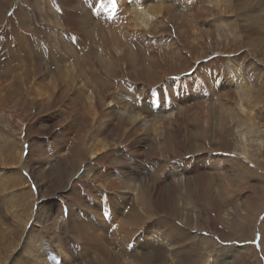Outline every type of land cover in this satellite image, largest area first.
Masks as SVG:
<instances>
[{
  "label": "rangeland",
  "instance_id": "rangeland-1",
  "mask_svg": "<svg viewBox=\"0 0 264 264\" xmlns=\"http://www.w3.org/2000/svg\"><path fill=\"white\" fill-rule=\"evenodd\" d=\"M95 1L79 0L78 12L82 9L89 14L90 11L98 19L101 4L98 0ZM153 1L139 0V3L148 6L152 5ZM171 3L173 9L176 7V17L179 19L180 24L176 20L172 24L158 21L150 34L144 33L138 35V37L134 36L128 41L122 39L124 47L129 46L127 58L135 66V70L130 69L127 71V68L120 64L121 71L115 72L113 77L116 82H119L120 86H123V89L118 90V93H121L122 96L133 94V91L127 87L129 81L138 86V91L143 86L146 90L150 89V92H144H149V96H154L155 99L159 94L166 100L169 96L173 99L176 95L172 90L173 85L177 88V96L174 99L179 101L187 97L188 91H190L189 95H195L196 100L194 103L188 104L190 110L181 113L178 123L175 122L172 127H168L162 133V129H158V127H161L162 121L156 115L149 118V125H132V123L129 124L130 121L125 116L120 114L118 116L119 120H116L112 126V128H115L121 123L119 136L110 138L108 140L110 146L103 149L101 155L97 158L90 159V150H93L94 147L92 146L84 154L85 156H75L73 161L76 162L72 165L74 169L71 170L61 164V156L57 153L55 160L57 158L58 161L54 160L53 164L59 166V170H56V172L59 171L60 173L56 178L51 175L47 180L42 179L40 176L38 179H36V176L31 179L22 170L21 172L25 177H20L18 174L20 171L13 168L14 165L20 168V165L6 163V156L3 160H0V168L3 167L0 171L5 173V179L8 171L16 175V177L10 178L6 182L8 187L16 186V191H19L17 204L20 201L26 205L28 212L31 207H35L33 211L36 212L37 207L41 206L40 211L44 213L49 211L52 214L50 217L45 214L44 217L37 218L36 225L39 232L44 231V228L51 227L53 224L61 227L59 230L62 232V227L66 223L63 233V237L66 239L70 236L67 230L71 231L73 229L71 227L72 222L68 219L69 214L75 212L80 206L83 210L92 213L94 211L93 192L101 191L100 184L107 186L105 188L107 197L111 198L112 204H115L116 201H113L112 198L122 195L121 192L127 184L123 179H126L132 184L129 188H131L130 192L134 196L131 197L126 207L120 209L122 213L135 217L136 233L140 232L142 228H138V225L148 226L144 230V233H150L148 236L138 238L136 241L132 240L135 254L148 260L147 264H175V261L178 262V259L181 258L184 259L182 264H200V261H198L200 260V253L197 249L202 252L200 255L202 257L204 250L210 245L206 246V240L201 239V237L216 239V251L219 247L222 253L225 252L223 249L227 246H231L233 249L236 247L238 257L235 260V258L226 254L228 259L225 264H264V172L260 171L261 164L264 162V105H259L260 102L264 103V97L258 100L256 98V94L263 93L264 95V74H261V71L264 70V61L262 64H253L254 50L258 48L264 50V29L259 26L260 23L252 21L253 18H257V21L263 20L264 22V0H172ZM45 5L50 6L54 14L59 11L58 9L64 10L60 0H48V5L40 4L39 11L42 13L40 16L30 0H27L26 3L23 0H12L11 4L9 2L6 7V15L0 19V51L4 47L13 45L17 35L28 36L36 42L35 44H39V41H41L45 45V43H48V37L50 36L48 29L50 28L54 29L55 32L52 34L53 39L55 36L56 38L66 39L62 35L66 34L63 29L64 33H61L56 29V26H51L52 24L49 23L52 14L49 13V9L44 8ZM24 13H27L28 19L26 20L27 25L23 24L25 28L22 29L20 19ZM103 18L102 16L100 19ZM110 18L97 23L100 25L108 24L107 26H109ZM249 22L252 23L249 24ZM202 28L207 29L208 33L203 34L200 32ZM67 41L68 39L65 42L68 43ZM172 41H174V44ZM156 44H158V50L163 48L162 52L150 51L149 48H156ZM173 45L179 46L180 49L173 47ZM158 53L162 54L165 62L154 65L153 62L160 56ZM113 56L117 57L116 54H113ZM177 57L180 61L170 62V59H176ZM167 62L168 64H166ZM105 67L107 71L110 70L108 64ZM231 67L236 69H231ZM3 70L4 68L1 69L0 76ZM230 71L234 73L230 74ZM143 72L146 73L145 76L142 74ZM155 77L157 80H155ZM191 77L198 78L202 82H198V85L206 88L208 99L207 97L200 98V96H197V89L190 86L192 80L190 82L189 79ZM243 77L247 78L249 83L241 82L239 86H235L240 78L242 81ZM215 81L220 82L221 89L225 87L228 91L222 94V99L230 100L228 104H231V108L234 110L233 118H228L230 115L226 109H224L223 114L217 97L221 91L216 90ZM137 82H140V85ZM0 85L3 87L6 84L0 79ZM202 88H200V91ZM238 88L243 92L242 98L246 111L241 107ZM20 91L11 93L10 100L12 105L15 102L19 104L20 111L17 113L25 121V131L24 134L19 131L17 118L13 120L12 129H8L10 138L16 143L15 150L17 153L21 145L24 146L25 144L27 146L26 143L20 141V138H26L28 143L32 140L36 147L39 146L38 142L42 141L45 145V141H53L56 136L52 134L50 138L49 135L51 130L49 128L52 127L53 123L51 125L44 123L41 129L49 130L42 132L41 135L35 130V123H39L42 118L40 121L43 124V120L47 117L51 118L61 114L65 106L62 98L58 104L49 108V112L44 113L45 111H41L40 108H34L32 101L27 100L23 90ZM227 93L229 96L225 97L224 95H227ZM197 97L202 102H199ZM116 101L118 103L114 108L121 109V99L117 98ZM208 105L211 108L208 109L210 123L207 126L200 122L202 117H200L198 111L200 106ZM130 110L132 113V109ZM251 110H253V114L249 113ZM104 114H102V118H104ZM87 115L89 120L93 119L91 113ZM221 118L222 122L220 121ZM104 121L99 120V124H103ZM221 123L223 124L220 125L222 128L218 127V124ZM57 124L59 126V121ZM254 126L259 133L263 134L262 137L254 131L251 133ZM203 127L205 129L209 128L210 131L204 137L205 139L201 141L199 135H201L200 130ZM53 129L56 132L58 131L56 128ZM130 129H136L137 133L131 132L121 139L120 137ZM154 129H158V133H153ZM216 129L217 131L214 133ZM75 131L74 129V133ZM170 131L176 134V144H171L170 149L163 150V145L168 139ZM242 133L248 138L246 144L241 139L240 135ZM220 134H222L221 138ZM86 138L91 142L92 135H88ZM135 140L143 143L144 148L141 153L145 152L146 154V151H148L142 164L143 168L136 169L135 165L130 166L125 153L130 148L129 144ZM195 145H197L196 151L200 150L199 145H203L204 149L194 154ZM152 146L158 147L156 152L152 149ZM25 150L29 151L28 149ZM32 151L36 155L39 154L37 148ZM49 152L53 154L51 148ZM10 156L13 157V155ZM209 156L220 158L218 161L223 169L218 170ZM80 158H84L85 164L82 163V168L79 167L77 170ZM153 159L163 160L159 163L153 161ZM197 159L200 168L196 169V172H192L194 174H189L187 180V183H191L194 178H197V185L191 183L190 185L183 184L181 186L180 174L179 176L172 175L171 169L175 165L180 166L182 163L189 161L197 162ZM239 160L245 162L251 168L250 175H245L242 169L238 171L233 169L234 167L241 168ZM257 162L260 164L257 165ZM161 167L160 174L165 172L167 182H162L160 186L156 187L154 184L157 181L158 173L155 172L158 170L157 168ZM90 169L94 171L92 175L87 176L84 174L85 171ZM80 171L82 173L78 174ZM95 172L98 173L96 176H94ZM105 172L107 175L110 174L107 176ZM117 173L125 174L126 178L123 176V178H119ZM139 177H143L149 185L154 186L151 190L155 194H149V203L146 208L137 201L136 192L133 191L136 181L143 184L141 182L143 178ZM69 178L71 179L69 180ZM146 189L149 190V188ZM11 191L9 188L6 192L10 193ZM113 206H111V209ZM6 208L10 212L9 217L0 218V264L7 263L5 249L14 245L17 247L19 240L24 236L22 233L24 227L18 220V214L11 213V204H8ZM108 216L109 214H104L103 217L109 220ZM25 217L21 216V220L23 221ZM105 224H107V221L103 225L101 224V227ZM230 224L234 227L232 235H230V230L226 228ZM171 227H178L177 237L179 238V234L182 237V242L174 247L165 242L168 241L166 234L169 233L168 230ZM105 229L108 232L103 234L102 238L100 236V245H98L97 238L92 232L90 233L89 229H85L83 234L79 231L75 232L74 237L70 238V243H65L67 246L64 257L68 260L75 259L77 261H70V264H87L89 261L108 258L106 249L103 247L104 244L109 246L110 251L119 253L117 245H114V243L118 242L120 244L123 239H129L130 232L123 231L118 233L120 234L118 237H112L113 229L104 226L103 232ZM127 232L128 236H126ZM137 235H134V237ZM226 238L231 240L228 243L222 242ZM78 241L81 242V245L76 252L72 246L76 245ZM136 243L144 249H136ZM251 248H254V250L260 249V251L255 250L258 255L262 256L259 260L253 254L254 251ZM214 250L215 247L211 252ZM186 254L188 255V261L186 260ZM232 255L235 254L232 253ZM50 256L60 257L58 252H52ZM128 259L134 260L136 258L130 255Z\"/></svg>",
  "mask_w": 264,
  "mask_h": 264
},
{
  "label": "bare ground",
  "instance_id": "bare-ground-1",
  "mask_svg": "<svg viewBox=\"0 0 264 264\" xmlns=\"http://www.w3.org/2000/svg\"><path fill=\"white\" fill-rule=\"evenodd\" d=\"M23 1L25 3L27 2V0ZM9 2L11 4L12 0H0V19L4 18V15H6V7L9 5ZM98 2L101 4V8L98 11V19H96V17L90 11L88 12L89 14L85 13L82 9H80V11L78 12L77 9L79 8V0H60V4H62L64 10L58 9L59 11H57L56 14H54L50 6H44V8L49 9V13L52 14V17L49 19V23L52 24L51 26H56V29L61 33H66L62 35L64 36V38L68 39V43H66V39L64 40L62 37L61 39L60 37L56 38L55 36L53 39L52 34H54L55 32L53 31L54 29L52 30L50 28L48 29V33L50 35L48 37V43L44 42L45 45L41 43V41H39V44H35L36 42H34L28 36L17 35V38L13 44L14 47H12L13 45H9L7 47H4L0 51V72L1 69L4 68L0 79L3 83L6 84L3 87H1L0 85V160H3L6 156V163L19 164L21 169L17 165H14L13 168H16L20 171L18 173L20 177H25L21 172L22 170L25 175L29 178L31 177V179H33V176H36V179H38L40 176L42 179L47 180L51 175L56 178L60 173L59 171L56 172V170H59V166H54L53 164L57 153H59L58 155L61 156V164L65 166V168L71 170L74 169L72 168V165L74 164V162H76L73 161L75 156H85L84 154H86L92 146L94 147L93 150H90V159L97 158L99 155H101L103 149H106L108 148V146H110L108 140L113 136H119L118 132L121 129V123H119V125L115 128H112V126L115 124L116 120H119L118 116L120 114L122 116H125L130 121V123H128H132V125H149V118L156 115L162 121L161 127H158V129H162V133H164L168 127H172L175 122H179L181 113L188 112L190 110L188 104L194 103L196 100L195 95H189L190 91H188V96L184 97L181 101L174 99L175 96H177V88L175 87V85L172 86V90L173 92H175L174 95L176 94L173 99H171V97L169 96L166 100L165 98L161 97V94H159L157 99H155L154 96H149L150 89L146 90L143 86L142 89L138 91V86L130 81L127 83V87L133 91V94L129 93L130 95L128 96H122L121 93H118V90L123 89V86H120L119 82H116L113 77V74L115 72L121 71V68L119 67L120 64H123V66L127 68V71L130 69L135 70V66H133L127 58V50L129 46L124 47V44L121 41L122 39L128 41L134 36L138 37V35L144 33L150 34L153 27H156L158 21H162L166 24H172L176 20V22L180 24L179 19L176 17V7L174 9L172 8V0H154L152 2V5L148 6L144 5L143 3H139V0H98ZM30 3L34 6L35 11L41 16L42 13L39 11V8L41 7L40 4L44 3L48 5V0H30ZM102 16L104 17L103 19H108L109 17H111L109 19V26H107L108 24L100 25L99 23H97L98 21H103V19H100ZM27 19V13H24V15L20 19V26L22 29L25 28L23 24L27 25ZM245 21L247 22V20ZM252 21L260 23L259 26L263 27L264 29L263 20L257 21V18H253ZM250 23L252 22H249V24ZM62 29L64 32L62 31ZM200 32H202L203 34H207L208 30L202 28L200 29ZM172 42L174 44V41ZM157 46L158 44H156V48L150 47V51L162 52L163 48H161V50H158ZM173 47L176 46L173 45ZM176 48L180 49L179 46ZM113 54H116L117 57L113 56ZM158 55H160L161 57L159 56L155 59V61L153 62L154 65H159L158 63L165 62L162 54L158 53ZM253 60V64H262V62L264 61V50H262L261 48L255 49L253 52ZM177 61H180L178 57L176 59H170V62ZM168 62L166 64H168ZM107 64L110 67L109 71H107L105 67ZM231 69L236 68L231 67ZM229 73L232 74L234 72L230 71ZM142 74L144 76L146 75L145 72H143ZM261 74H264V70L261 71ZM229 79H227V81L230 82ZM155 80H157L156 77ZM189 80L190 82L192 80L190 86H194L197 89V96H200V98L207 97L208 99V91L206 90V88H202V86L198 85V82L201 81H199L198 78L192 77ZM215 82L216 90L222 92H219L220 94L218 93L217 97L219 103L221 104L223 114L224 109H226L230 115L228 118H233L234 110L231 108V104H228L230 100L222 99V94L226 91V88L224 87L221 89L222 85L220 84V82ZM241 82L249 83L247 78L243 77L242 81L240 78L235 86H239ZM137 83L139 84L140 82ZM147 84L149 83L147 82ZM200 88H202L201 91ZM19 90H23V93H25L24 95H26L27 100L32 101L34 108H40L41 111H45L44 113L49 112V108H51V106H54L55 104H58L62 98L65 106L63 107L64 109L61 114L52 116L51 118L47 117L45 120H43V124H41L40 121L42 118L39 120V123H35V130L38 131L39 135H41L42 132L51 129L49 132L50 138L52 134L56 136L53 141H45V145L44 142L42 143V141L38 142L39 146L36 147L35 144L32 143V140H30L31 142L28 143L26 138H20V141L22 143H26L27 146H25V144L24 146L21 145L17 153L15 150L16 143L10 138V132L8 129H12L13 120L17 118L19 122V131L22 134H24L25 131V121L20 116H18L17 113L20 111L19 104L18 102H15L12 105L10 100V94L18 92ZM43 90L45 92H42ZM238 90L241 98V107L246 111L245 103L242 98L243 92L242 90H240V88H238ZM253 90L255 93L254 87ZM144 91L149 92L145 93ZM224 96L228 97L229 95L227 93V95ZM261 97H264L263 93L256 94L257 100ZM117 98L121 99V109H119L118 107L114 108L118 103V101H116ZM197 98L199 101V97ZM261 104L264 105L263 102H260L259 105ZM209 107V105L200 106L198 111L199 113L197 112L198 114H200V117H202V119H200V122L206 124L207 126L210 123V117L208 116ZM130 109H132V113ZM252 111L253 110H251L249 113L253 114ZM88 113L92 114V120H89V117L87 115ZM103 113H105L103 115L104 118H102ZM99 120L105 121L100 125ZM58 121L59 126L57 124ZM220 121L222 122V118L220 119ZM44 123L50 125L51 123H53L54 126L52 125L51 128L48 127L49 129H41V126L44 125ZM220 125L223 124H218V127ZM220 127L222 128V126ZM53 128H56L58 131L56 132ZM74 129L76 130L75 133ZM158 129H154L153 133H158ZM217 129L214 133H216ZM51 131L53 132L51 133ZM209 131V128L205 129L203 127L202 130H200L201 135H199V139L203 141L202 139H205L204 137L209 134ZM252 131L258 133L261 137L263 135L257 131V128L255 126L254 129L251 130V133ZM131 132L137 133L136 129H130L125 132L120 138H125ZM88 135H92L91 142H89L88 138H86ZM221 136L222 134H220V138ZM240 136L246 144L248 141L247 136L243 133ZM175 140V132L170 131L169 137L163 145V150L170 149V145H173L175 143ZM129 146V150L125 152L129 161V165H135L136 169L139 167L143 168L142 164L146 159V155L148 154V151H146V154L145 152L141 153V150L144 148L143 143L141 141L135 140L131 142ZM155 146H152V149L156 152L158 147ZM196 147L197 145H195V151L193 152L194 154L204 149L203 145H199L200 150L196 151ZM34 148H37L39 150L38 155H36L32 151ZM50 148L51 151H53V154H50ZM25 149H28L29 151H26ZM10 155H13V157H11ZM150 155L152 154L150 153ZM198 156L200 157L199 154ZM209 158L212 160L213 165H215L218 170L223 169L222 165L218 161L220 160V158H217L215 156H209ZM162 160L163 159H153V161H158L159 163H161ZM82 163L85 164L84 158L79 159V162L77 164L79 166L77 170L79 169V167L82 168ZM239 163L241 164V168L234 167L233 169H235L236 171L242 169L245 175H250L252 171L251 168L241 160H239ZM256 164L259 165L260 163L257 162ZM198 168H200L199 160L194 163L189 161L184 164L182 163L180 166L175 165L171 169V174L176 176H179L180 174L181 186L183 184L190 185L191 183H195L197 185V178H194L191 183H187V180L188 175L192 172H196V169ZM0 169H3V167ZM157 169L158 170L155 173H158V178L156 183L154 184V186L156 187H158V185L160 186L162 182H167V176L165 175V172L164 174H160V172L162 171V167ZM77 170L75 171V173L77 172ZM260 171L264 172V162H262L261 164ZM93 172L94 171L90 169L85 171L84 174L90 176L93 174ZM80 173L82 172L80 171L78 174ZM97 174L98 173L95 172L94 176H96ZM109 174L110 173H108V175ZM117 174L119 175V178H126V175L123 173ZM14 177H16V175L8 171L5 179V173L0 171V218L2 217L5 219L6 217H9L8 214L10 212L6 207H8V204H11V213L18 214V220L24 227V230L22 231L24 236L19 240L17 247L14 245L10 248L5 249V257H7L6 264H70V261L74 262L75 259L68 260V258L64 257L65 248L67 246L65 243H70V238L74 237L75 232L79 231L83 234V231L85 229H89L90 233L92 232L97 238L96 240L98 245H100V236L102 238V235L108 232V230L106 229L103 232L104 226H109L113 229L114 232L111 235L112 237H118L120 235L118 233H121L123 231H129L131 236L129 239H123L120 244L118 242L114 243V245H117L116 247L119 253L110 251L108 248L109 246L104 244L103 247L106 249V256L108 258L89 261L87 264L148 263V260L143 259V256H137L135 254V248L132 245L133 239L134 241H136L138 240V238L141 239L150 234L144 233V230L147 229L148 226L138 225V228L142 227L140 230L141 233L139 231V233H136L135 231L137 230V228H135V217L133 215L128 216L121 212V209L126 207L128 202L131 200V197L134 196L130 192L131 188H129V186H132V184L129 183L126 179H123L127 182V184L124 190L121 192L122 195L120 194L117 195V198H112L113 201H116L115 204H112L111 198L107 197V190L105 189L107 188V186L100 184L103 190L101 189V191L93 192L94 211L92 213L83 210L80 206L78 207V209H76L75 212L69 214L68 219L72 222L71 227H73V229L70 231L66 228L67 233H69L70 236L65 239L63 237V233L66 223H64V226L62 227V232L59 230L61 227L56 224H53L51 227L44 228V231L42 232H39L37 230V218L44 217L45 214L47 217H50L52 214L49 211L47 213L40 211L41 206L37 207L36 212L33 211L35 207H31V210H29L28 212L26 205H24L20 201H18L17 204V195H19V191H16V186L8 187V184L6 182L8 181V179ZM71 177L73 176L71 175ZM70 179L71 178H69V180ZM141 182L143 184L136 181L133 191L136 192L137 201L146 208L149 203V194L152 193L151 189H153L154 186L151 184L150 186L148 181L144 178ZM9 188L10 190H12L10 193L6 192ZM146 188H149V190ZM112 205L114 206L111 209ZM113 210H117L118 212H115ZM104 214H109V220L105 218L107 216L103 217ZM21 216H26L23 221L21 220ZM106 221L107 224L101 227ZM226 228L230 230V235H232L234 228L232 224L228 225ZM178 231V227H171L168 230L169 233L166 234L168 241L165 242L173 245V247L177 244H180L182 242V237H180V234L179 238L177 237ZM126 234V236H128V232ZM136 234L138 235L134 237V235ZM201 239L206 240V246H208L209 244L210 245L206 250H204V254L202 255V257H200L202 252L197 249V251H199L200 253V260H198L200 261V264H225L227 263L226 261L228 259L227 255L235 258V260L239 255L236 247L235 249H233L231 246H227L223 249L225 252L222 253L219 247L218 251H216V239H213L212 237H201ZM224 240L225 241L222 242L228 243L231 239L226 238ZM80 245L81 242L78 241L76 245L72 247H74L77 252ZM214 247L215 254L214 251L211 252ZM137 248L144 249V247H140L136 243V249ZM251 249L254 251L253 254L257 256V259L259 260V258L262 256L258 255L255 250L260 251V249ZM52 252H58L59 256L62 259L60 257H51L50 254ZM232 253H234L235 255H232ZM130 255H132L136 259H128L130 258ZM186 258V260L188 261L189 259L187 254ZM121 260L125 261L121 262ZM175 262V264H182L184 262V259L181 258L178 259V262Z\"/></svg>",
  "mask_w": 264,
  "mask_h": 264
}]
</instances>
